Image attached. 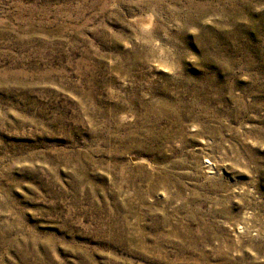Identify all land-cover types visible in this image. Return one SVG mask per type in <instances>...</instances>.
<instances>
[{
	"label": "rangeland",
	"instance_id": "rangeland-1",
	"mask_svg": "<svg viewBox=\"0 0 264 264\" xmlns=\"http://www.w3.org/2000/svg\"><path fill=\"white\" fill-rule=\"evenodd\" d=\"M0 264H264V0H0Z\"/></svg>",
	"mask_w": 264,
	"mask_h": 264
},
{
	"label": "bare ground",
	"instance_id": "bare-ground-1",
	"mask_svg": "<svg viewBox=\"0 0 264 264\" xmlns=\"http://www.w3.org/2000/svg\"><path fill=\"white\" fill-rule=\"evenodd\" d=\"M203 164L207 167V169H206L207 172H212V164L209 160H205ZM244 232H245V230H243V229L237 230V233H244Z\"/></svg>",
	"mask_w": 264,
	"mask_h": 264
}]
</instances>
